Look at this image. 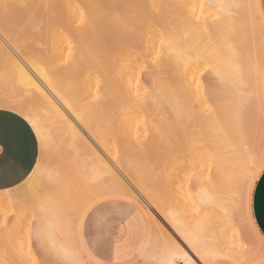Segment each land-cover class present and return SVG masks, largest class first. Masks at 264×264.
I'll list each match as a JSON object with an SVG mask.
<instances>
[{
    "label": "bare ground",
    "instance_id": "bare-ground-1",
    "mask_svg": "<svg viewBox=\"0 0 264 264\" xmlns=\"http://www.w3.org/2000/svg\"><path fill=\"white\" fill-rule=\"evenodd\" d=\"M217 2L218 0L0 1V19L1 17L4 18L5 15L8 14V12L11 13L14 11H25L26 9L29 10L32 6L34 7L38 3V6L41 7L40 9H42L43 11L46 10V12H48V10H50L53 11L51 13L53 16H55V12L57 13L56 16L63 17L62 24L65 25L61 26L62 28L68 27L71 30L74 29L71 24L75 25L73 19H76V17H80L81 24L83 22V30L81 36H84V38H81V36L79 37V34H76V31H78L79 33V30L81 29V27L78 25H75V27L78 28L76 31L74 30L75 33H73L74 35L76 34L75 38L79 37V39H77L76 41L80 40V44L79 42L78 44L76 43L77 45H79L78 50L76 49L78 54L74 56V58L71 57L72 59L67 62L66 65L63 64L64 66L61 67V65L59 64V68H54L49 71H46L44 69L46 63L49 61H45V65H42L44 67L43 68L38 62L40 59L36 61L30 59V57H27V52H29L30 50L27 47L24 48L23 46L22 49H28L29 51L22 52L20 49H18L12 43V41H10L12 40V36L10 37L7 35L10 33L9 29L7 28V25L5 24L6 21L4 22V24L6 25L5 28L8 30L7 33L3 32L4 28L2 29V26L4 27V25H1L0 22V61L2 62L1 64L4 65V68H6V70L3 69V71H5V74L3 73L5 75H3V78H6L5 80L7 81L5 86L6 88L9 87L10 82H12L14 83L13 85L15 86V88H17V90H14L12 84V86L9 87L14 90V96H4L9 91L4 95H0V106L4 105L5 103L24 106L28 110V112L33 116V118L37 121L38 126L41 128V132L47 139L51 137L52 132H50V130H48L47 128V122L51 124H59L57 127H59L60 125L63 126L67 130L68 135L70 136L69 138L72 140V143L81 144L84 148V154L86 155V157H83L82 159H80V161L78 160L79 162H76V160L73 159V163H71V171H73L75 174L77 173L76 175H78V173L80 175V178L78 179L80 180V182L76 183L77 186L76 184H72V180L74 179L73 182H75L76 180L75 177L73 178L72 176L73 179H69L71 175L67 177L65 175L67 171H64V173H66L63 174V171L60 172L61 169L60 171L58 169V171L54 172L51 180H49L47 175H45L43 178L42 183L45 186L43 194L52 203L51 219L53 220V227L55 224L57 206L60 204H63L65 206H72L73 204H75L76 206L80 205L81 207L78 209L82 211L83 208L90 201H92L96 197L107 193H123L132 197H134V194H137L139 197L140 194L143 196V199L145 196H150L151 192H149V190H146L145 188H143V186L142 188L136 187L135 184L134 186L130 183V178L128 176L126 177L123 173V168H130V160L128 161L127 157L125 158V155L128 154L127 152H120V159H115V156L114 158H112L118 160L117 162L110 163L111 160H108V164L110 163L109 166L103 162L102 158H107L110 150H112L114 147H117V144L119 143V140L117 138L108 136L100 132H96L94 130V126L98 125L97 119L99 118L97 117V114L101 113L104 108H109V106H113L115 108L114 111H116V108L119 112H121L122 110L126 111L128 108L133 106L134 101H136L135 96L143 98V101L145 103L154 104V106L156 104V106L158 105L159 108L161 103H157L158 101L162 100H159V97H165L167 95H174L172 96L173 98L176 95L178 97L176 98L177 101L178 99H180L179 102H183H181V105L185 104L186 101L187 106V101L191 102L192 100L189 99V97L186 98V95L190 96L191 92L194 93V96L196 97L197 101L202 100L203 103V99L199 100L200 98L195 95L196 91H193L195 89H200L199 91H204V87H206L207 92L212 94L208 97L210 98L211 96L213 97L211 99L215 100V95H219L221 91H223V87L224 90L227 91V89L231 86L232 88H229L230 91L234 90L236 92L235 94H237V90L241 91L245 87L247 90L250 89V87L252 88L253 80V82H256L257 80L262 82L264 81V19L260 15L258 1L220 0L219 4ZM229 3L252 4L254 5V8L251 11H247L244 9H231L227 11H219L220 9L218 8V5ZM42 5L45 9L42 7ZM201 5H203V9H201ZM38 6V9L36 8V10H39ZM34 11L35 10L33 9V14ZM23 13L24 12H22V14ZM16 14L20 15L18 13ZM16 14L14 13V18H16ZM35 14L38 13L35 12ZM9 18L10 22L14 19H11V17ZM58 19L61 20L60 18H57L56 21H58ZM14 24H16V22H14ZM103 24L107 25V27L109 25V27L103 28ZM106 28L107 30H111V33L109 34L111 38L110 40L109 38L107 40V42L109 41L108 45L104 46L100 44L99 41L102 39V36L107 32H104ZM64 29L66 31V28ZM13 31L14 34L15 30ZM69 32L72 34L71 31ZM109 35L107 34V36ZM71 37L74 36L71 35ZM103 37L105 38L106 36ZM13 39L17 40L15 39V34ZM57 40L59 41V39ZM28 42L30 43V41ZM20 46L21 45H19V47ZM35 50L33 51L35 52ZM33 55L35 54L33 53ZM46 57L44 58L46 59ZM206 58L213 65L214 68L212 69L215 70L214 72L219 73V75L221 76L219 77V79L221 80L222 78L224 80L225 78V83H227L226 79L228 82L230 81L229 83H231L230 85L227 83L226 85H229V87H226L227 89H225V83L220 82L222 84L221 86H224H220L221 90H218L220 92L219 94L218 92H216L217 89L212 88L213 82L209 84H207L206 82L205 84L200 80L201 74H199L200 69L198 67L199 65L204 64ZM207 65H205V67L201 65L200 67H202V70H204ZM162 71H169L171 73L170 79L168 81L164 80V78H162L163 76H160ZM1 75L2 74H0V76ZM244 76L246 77V79L249 78V80H246ZM251 77L253 78L252 81H250ZM242 78H244V80L246 81H249L248 84H250H246V86H244L245 82H243ZM21 80H23L24 82L23 85L20 83ZM198 82H200V85L198 84ZM241 82H243L244 84L242 88H240V86H242L240 85ZM32 83H35L37 86H39L41 91L37 92L35 88H31L30 85ZM258 83L260 84V82ZM215 85L217 88L218 85L214 84L213 86ZM259 87L261 86L259 85ZM213 90H216L215 93ZM26 91L30 92V94L24 95ZM225 91L224 93H226ZM230 91H228L229 94L226 93L227 96L222 95V98H220V100L222 99V104L224 102L226 104L227 101L226 105L231 108V106L233 107L235 105H240L241 107V104L247 102L244 100V102L241 103L240 100H243V97L242 99L239 97V99L232 98L235 102H231L233 105H231L230 103L228 104V102L231 101L230 98L235 96L233 94V91L231 93ZM198 93L199 92H197L196 94L198 95ZM181 96H185L183 97L184 99ZM226 97H228L230 101H228V98L226 100ZM166 100L169 101V97ZM173 100L175 101V99ZM172 101H169L167 104L169 105V103ZM215 101L217 102V100ZM144 102L139 101V103L141 104ZM179 102L178 109H175L176 112L181 107ZM236 102H238L239 104H236ZM178 104L176 102L175 108H177ZM163 105L161 106V108L164 107ZM156 106L155 108H157ZM133 107L136 108V106ZM263 108L262 110H259V108L257 109L260 115H258L259 117H261L262 115L264 116ZM109 110L110 109H108L106 112L108 113ZM106 112L105 114H107ZM112 112L113 111H111V113ZM181 112H183V110H181ZM126 113L128 114V111ZM228 113H230V111ZM232 113L235 114L234 111ZM236 113L238 115L239 111H237ZM242 113H244L243 117L241 116ZM242 113L240 117L233 116L234 114L230 113L231 119L233 117L232 120H234V118L236 117V121L239 124V126L237 125L238 128L236 127L235 131H232L235 126L233 125V123H230L231 129L230 127H227L230 129V131H228L227 135L224 134L226 136L230 135L228 137L230 143H228V150H226L227 153L229 151L230 154L226 156L227 153H225L223 147L221 146H218L216 150H211L210 154H208V156L210 155L209 157L211 158H208L209 164H207L209 165V172L208 174L206 172V175L212 174L215 176V178L210 183L211 187L209 189H206L202 186H198L194 194L196 200L198 201L196 202L200 205H203L204 207L214 205L216 207L219 213L218 216H221V219L223 220L221 221L220 219L219 221L225 224L226 234L228 236L236 237H240L241 235L244 236V230L241 224H239L237 218L235 217V214L239 212L238 215L244 217V219L247 218L246 211H241L239 209L240 207L237 208L236 205L238 202L237 182L240 175L242 174V170L248 156L251 153H258L262 149H264V147L259 148L260 144L257 145L258 147L255 146L257 148L253 149L254 146H252V144H254V140H256L259 136L252 132L253 128H256L255 126L251 129L252 131H250V128H248L249 122H247L246 120L249 121V117H247L246 119L244 116L247 113V110H244ZM258 116L256 115V117ZM182 121H179L180 124L182 123ZM236 121L235 125L237 124ZM231 125H233L234 127H232ZM50 128L51 127H49V129ZM231 132H235L233 136L230 134ZM231 138H233L234 141H232L233 139ZM261 139L262 138H260V141ZM262 145L264 146V143ZM200 158L197 157V160L194 161L196 164H199V166L200 163L197 161H201L202 163V159L199 160ZM105 165H107V167H105ZM139 165L140 163L138 164V166ZM138 166L135 167L138 168ZM173 169L175 168L173 167ZM181 169L183 170V168ZM176 170L179 171V168ZM103 174L108 176V179H106V176H103L104 179H102L103 177L101 178V176ZM175 174L177 175V173ZM176 175L174 176V179L176 178L177 180L179 174L177 175V177ZM35 183L37 185L41 183V179L39 176L37 177ZM177 183H179V181H177ZM175 188L176 187H174L173 189ZM178 189L179 188H177V190ZM27 191L32 193V189L24 190V192ZM16 194L17 193L15 192L9 193L7 189L0 190V214L10 212L11 214L16 213V215L19 217V215L23 213L25 209H27L28 205L31 206L32 212L34 214V212L36 211L34 201L31 199L28 201L17 199L18 201H16V198H14ZM152 198L154 202L158 204V199L153 195ZM144 201L147 202V199ZM192 202L195 203L193 200ZM194 205L197 204L195 203ZM163 209L170 210V208H167V206L166 209ZM171 210L174 211L175 209L171 208ZM243 212L245 216L242 215ZM165 213H170V211L167 212L166 210ZM170 214L167 216H170ZM214 215H217L216 212ZM235 218L238 223L235 222ZM186 220L184 221V225H186ZM239 220L241 222V220L243 221V218ZM16 221H18V218ZM190 221L192 220L190 219ZM204 221L203 226L207 234H210L211 231L209 230V222ZM198 223L200 224L201 222ZM35 224V228H41L46 226L42 225L40 220H37ZM194 224H196V222ZM187 225H190L189 221ZM191 226L196 227L197 225ZM27 232H29V230ZM253 234L264 244V240L257 230H255ZM20 238V236L11 237L12 240L14 239L13 241L11 240V242L18 244L17 241ZM21 239L25 238L22 237ZM27 239L28 238H26V240ZM26 242L28 243V241ZM15 244H12L14 248L12 246L11 248L9 244H6L5 241L0 238V264H7L8 262H10L6 261L8 259V256L6 255L7 251L10 252L9 258L12 257L13 259H10L11 264L12 261L14 262V264H25L26 253L23 254V252L20 251V248L17 247L19 245L15 247ZM186 250L189 251L191 255L190 250H188L187 248ZM5 256H7V259L5 258Z\"/></svg>",
    "mask_w": 264,
    "mask_h": 264
},
{
    "label": "rangeland",
    "instance_id": "rangeland-1",
    "mask_svg": "<svg viewBox=\"0 0 264 264\" xmlns=\"http://www.w3.org/2000/svg\"><path fill=\"white\" fill-rule=\"evenodd\" d=\"M0 1H3V0H0ZM217 3L219 4L220 0H218ZM37 6H38V3L34 7L32 6L29 10L26 9L25 11H16V12L14 11L11 13L8 12V14L5 15V17H4L5 19L1 17L0 22H1V25H4V27L2 26V29L4 28L5 31L3 30V32H5V33L8 32V30L5 28L7 25V28L9 29V33H10L7 35L10 37L12 36L11 37L12 40H10V41H12V43L18 49H20L22 52H27L30 50L29 52H27L28 54L26 53L27 57H30V59L36 60V61H38L39 59L42 60V61H40V60L38 61L41 66L43 64L45 65V63L47 61H49V62H47L48 64L46 63L45 68L43 67L44 65L42 66L46 71H49V70H52L54 68H59L60 65H61V67L66 65L67 62H69L72 58H74V56H76L78 54L77 50L79 48V45H77V44H78V42L80 44V40L79 41H76V40L79 39V37L82 35L83 22L81 24L80 17H76L77 20L73 19L74 24L76 26L78 25L81 27L80 30L78 29L79 33H78V31H76L78 27L76 28L75 25H73V24H71L74 27V29H72V30L68 27L62 28L61 26L65 25V24H62V19H63L62 16H59V17L56 16L57 13H55V12H54L55 16H53L51 14L53 11L48 10V12L50 11L48 13V12H46V10L43 11L42 9H40L41 7H39V6H38L39 10H36ZM40 6H41V4H40ZM42 7H43V5H42ZM33 9L35 10L34 14L32 12ZM30 10H32V11H30ZM219 11H221V10H219ZM22 12H24V13L26 12L29 14H26V13L22 14ZM35 12L38 14H35ZM14 13L20 14V15L16 14V18H18V19L13 17V16H15ZM44 13H45V15H44ZM49 14H51V15H49ZM7 16L11 17V19L12 18H14V19L11 20V22H10V18ZM57 18H60L61 20L58 19V21H56ZM75 20L77 22L79 21L78 24ZM51 21H53V22H51ZM4 22L6 25L4 24ZM7 22H8V24H7ZM14 22H16V24H14ZM54 22H55V24H54ZM22 23H23V25H22ZM104 24H105V22H104ZM104 24H103V28L107 27V25H104ZM8 26L11 28H9ZM108 27H109V25H108ZM64 28H66L67 32L65 31ZM107 28L104 31V32H106V31L107 32L103 35L106 37L104 38L102 36V39L99 41L100 44H102L104 46L108 45L109 41L107 42V40H108V38H109V40L111 38V36L109 35L111 33V30H109V29L107 30ZM13 30H15L14 34H15V39H17V40L13 39V37H14V34H13L14 31ZM68 30L71 31L72 34ZM74 30L77 32L76 33L77 35L79 34V37L76 36L77 38H75L76 34L75 35L73 34V33H75ZM107 34L109 36H107ZM71 35L74 37H71ZM81 38H84V36H81ZM57 39H59V41ZM65 39H68V40H65ZM73 39H74V41H73ZM28 41H30V43ZM24 44H25V46H24ZM69 44H70V47H69ZM19 45H21V46L19 47ZM59 45H60V47H59ZM22 46L24 48L27 47L29 50L28 49L26 50L24 48L22 49ZM32 49L33 50L37 49L38 51L35 50V52H34ZM74 49L75 50L77 49V50L75 51ZM55 51H56V53H55ZM46 52H47V54H46ZM33 53L35 55H33ZM36 53H37V56H36ZM46 55H47V57H46ZM43 56L46 57V59ZM57 59H58V61H57ZM1 63L2 62L0 61V65H1L0 66V68H1L0 74H2L0 76V95L1 94L4 95L5 93H7L9 91L4 96H6V95H7V97L14 96V90H17V88H15V86L13 85L14 83H12V82H10L9 87H11L13 85L14 88L13 87L12 88L14 90H12L9 87L6 88L5 84L7 81L5 80L6 78H3V75L5 74L4 73L5 71H3V69L6 70V68H4V65H2ZM54 65H56V66H54ZM201 65L203 67H205V65H207V66L204 70H202L203 68L200 67ZM201 65H199V67H198L200 69L199 74H201L200 80L205 84H206V82H207V84L212 83V82L214 84H217L218 87L216 88V85L213 86L214 84L212 83V88L217 89V91L216 90H213V91H214V93L216 91L219 94L220 93L219 91L221 90L220 86L222 85L220 82L225 83V81H224L225 78H224V80L221 78V80H223V81H221L219 79V77H221V76L219 75V73L214 72L215 70L212 69L214 67L207 58L204 61V64H201ZM243 75H242V77H243ZM160 76L161 77L163 76L162 78H164V80L168 81L170 79L171 73L169 71H162ZM244 78L246 79L245 76H244ZM244 78H242V79H243V82H245V85L243 84V82H241L240 85H242V86L239 85L240 88H242L243 85L246 86V84H248V82H249V81H246V80H249L248 77H247L248 79H246V80H244ZM252 79L253 78L251 77L250 81H252ZM253 81H252V83H253L252 88L250 87V89H248V90L245 87L241 91L237 90V94H235L236 92L234 90H232L233 94L235 96L232 95L233 97L230 98L231 101L229 100L228 97H226V100L228 98V101H230V102H228V104L230 103L231 105H233L232 104L234 102L233 99H235V98L239 99V97L242 99V97H243L242 101L244 102V100H245L247 102L243 103L244 104L243 105L240 103L241 100H240V102L238 101L241 104V107H240V105H238L239 106L238 107L234 104L236 107L231 106V108H229L226 105L227 101H226V104H225V102L223 104L221 103L222 99L220 100V98H222V95L227 96L226 93L229 94L228 93V91H230L229 88H232L231 86L229 87V85L231 84V83H229L230 81L228 82L226 79V82L229 85H226L227 83H225L224 84V85H226L225 89H227L226 87H229V88L227 89V91H225L224 87H223L224 85L221 86V87H223V89H222L223 91H221V93L219 95H215V97L217 98V99L215 98V100H217V102L215 100L211 99L213 97H211V96H210V98L208 97L209 95H212V94L207 92V88L204 87L205 88L204 91H199L200 89L193 90V91H196V93L199 92L198 95L196 93H195V95L198 98H200L199 100L203 99V103H202V100L197 101L193 92H191V94L189 93L190 96L186 95V98L189 97V99L192 100V101L190 100L192 102V104H191V102L187 101V106H186V101H185V104H183L185 106H183V105H181L183 102L182 101H181L182 103L179 102L180 99H178V101H177L176 98H178V97L176 95L174 98L172 97L174 95H172V96L167 95V96H165L166 98L164 96L159 97V100L162 99V100L158 101V103H157V104L161 103L159 108H158V105L156 106V104H155V106L157 107V108H155L154 104L145 103L143 101L144 100L143 98H140L139 96H135L136 101H134L133 106H136V108L132 106L133 108L130 107L126 111L120 110L121 112H119L118 109L116 108V111H118V112H116V111H114L115 108L113 106H109V108H104L103 111L106 112L108 109H110L111 111H113L112 113L109 110L110 112L109 111H108V113L106 112L107 114H105V112H103V111L101 113L97 114L98 115L97 117L99 118V119H97V123H98V125H100V124L101 125L100 126L95 125L94 130L96 132H100V133L106 134L108 136L115 137L119 140L117 147H114L113 149L111 148L112 150H110V152L108 153V157L105 159L102 158L103 162L109 166V164L111 162L114 163V162L118 161L115 159H120L122 151L127 152L128 154L125 155V158L127 157L128 161L130 160L129 161L130 162V168H123L124 169L123 173L125 174L126 177L128 176L130 178L129 181L131 184H133V185L135 184L136 187H138V188H142V186H143V188H145L146 190H149V192H151L150 196H145L144 199H143L142 195L139 194V197H138L137 194H134V197L139 200L136 202L117 200V201H121V202H124L126 204H129L134 208L140 209L139 211L141 212L142 216L145 219V226H146V229L143 231V236H142L141 242H144L147 240L148 241L147 244H149V234L150 233L152 236V241L154 242L156 239V233H160L161 229L163 230V232L160 235V239H163L164 236H176V230H175L173 221H172V219H170V216L173 214L174 216L172 215L171 217H175V223L176 224L184 225L185 224L184 221L186 219H187L186 225L188 224V221H189L190 226L191 225L196 226L199 224L198 222L203 223L204 220L206 222H209L208 223L209 224V230L211 232H210V234H207L208 239L210 242L218 244L219 247L224 251V253H226L228 255L227 264H233V258L238 260L240 262V264H264V244L258 238H256V236L253 234L254 232L248 231V229H247V218L244 219V217L238 215L239 212L237 214H235V217L239 221V224H241V226L243 227L244 236H242V235L240 237L228 236L226 234V231H225V229H226L225 224L223 222L221 223L219 221L221 219V216H218L219 213H218V210L216 209V207L214 205L213 206L210 205L209 207H207V206L204 207L203 205H200L199 203H197L198 201L196 200V197L194 195L195 190L198 186H202L206 189H209L211 187V184H210L211 181L215 178V176L212 174L206 175V172H207V174L209 172V165H208L209 159L208 158H211V157H209L210 155L208 156V154H210V151L216 150V148L218 146H221V147H223L225 153H227L226 150H228V145H229L228 143H230L228 137L230 135L229 136H226V135L228 134V131H230V129H231L230 123L231 124L233 123V125L235 126L234 129L232 128L233 129L232 131H235L237 125L239 126V124L236 121V117L234 118V120H232L233 117L231 119V114H234V113H232L233 111L235 112V114L233 116H239L240 117L241 113L244 110H247L246 114H248V115L245 114L244 116L246 119H247V117H249L248 118L249 121L246 120L247 122H249L248 128H250L249 130L252 131L251 129L255 126L257 129L253 128L252 132L259 136L256 139L257 141L254 140L255 142H254V144H252V146H254V148L253 147L252 148L253 149L257 148L258 147L257 145H259V144H260L259 148L264 147L262 145L264 143V139H263L264 138V132H263L264 131V119H262V118H264V116L262 115L261 117H259L260 115H259L258 110H257L258 108H259V110L260 109L262 110V108L264 107V87H263L264 81L263 82L259 81V80L256 81V79H255V81L257 83L253 82ZM200 82H198L199 85H200ZM258 82H260V84ZM1 84H3V85H1ZM259 85L261 87H259ZM224 91L226 93H224ZM232 91H230V93ZM18 92H20V91H18ZM222 92H223V94H222ZM200 93H201V95L202 94L203 95L201 96ZM239 94H240V96H239ZM168 97H169V101H172L173 99H175V101L173 100L175 105L173 104V101L169 103L170 106L167 104L169 102L168 100H166V99H168ZM183 97H185V96H183ZM244 98H246V99H244ZM164 100H165V102H164ZM139 101H142L144 103L141 104V103H139ZM207 101H208V104H207ZM176 102H177V104L179 102L180 106H181L177 112L175 111V109L176 110L178 109L179 104H178L177 108H175ZM198 102H201L202 104L198 103ZM204 102H205V104H204ZM218 102H220V103H218ZM238 102H236V104H239ZM140 104L142 107L140 106ZM260 104H261V107H260ZM162 105L164 107L161 108ZM169 107H171V108H169ZM181 108H183V109H181ZM181 110H183V112H181ZM127 111H128V114L126 113ZM134 111H137V112H134ZM229 111L231 114L228 113ZM237 111H239V113L240 112L241 113L240 114L238 113V115H237V113H236ZM181 113H183V114H181ZM243 114L244 113H242V115H241L242 117H243ZM106 115H108V116H106ZM256 115L257 116L259 115V116L256 117ZM109 116H111V117H109ZM179 116H181V117H179ZM245 118H243V119H245ZM258 118H260V119H258ZM255 119H257V120H255ZM180 120L181 121L183 120L181 124L179 122ZM235 121L237 123L236 125H235ZM58 125H57V123L51 124V123L47 122V126H48L47 128H48V130H50V132L51 131L52 132H51V137L49 139H47L48 143H49V151H48L45 159H46V161L51 163V166L55 169L54 172L58 171V169L60 171V169H61L60 172L63 171L62 172L63 174L66 173V172L64 173V171H67V173H69V172L72 173V174L66 173L65 175L67 177L71 175L69 177V179H71V180L75 177L76 180H75V182H73V180H74L73 179L72 184H76V183L80 182V180H78L80 178L79 177L80 175H79V173H78V175H76L77 173L75 174L73 171H71L72 170V169H70L72 166L71 163H73V159L76 160V162H77L78 160L80 161V159H82L83 157H86V155L84 154V148L81 144H77V143L73 144L72 140L69 138L70 136L68 135L67 130L61 125L59 127H57ZM233 125H231V126L234 127ZM49 127H51V128L49 129ZM227 127H230V129ZM234 133L235 132H233V133L231 132L230 134L233 136ZM224 134H226V135H224ZM210 135H212V136H210ZM260 138H262L261 141H260ZM231 139H233V138H231ZM232 141H234V139ZM261 142H262V144H261ZM224 144H225V146H224ZM255 146H257V147H255ZM200 150H201V153L203 155L200 153ZM111 151H113V152H111ZM112 153H115V154H112ZM228 154H230L229 151L226 154V156H228ZM198 155H200V156L202 155L201 158ZM39 156H40V153L38 154V159H39ZM114 156L116 158L112 159V158H114ZM168 156H169V158H168ZM196 156L200 158L199 160L202 159V163H201V161H197L200 163V166H199V164H196L194 162L197 160ZM135 159H137V160H135ZM160 159L164 160V161H161ZM108 160L109 161L111 160L109 164L107 162ZM139 163H140V165L138 166ZM153 163H155V164H153ZM133 166L134 167L138 166V168H136V167L134 168ZM144 166H145V168H144ZM180 166H182V167H180ZM187 166H188V169H187ZM207 166H208V168H207ZM173 167L175 169H173ZM184 167H185V169H184ZM42 168H43V163H42ZM178 168H179V171L176 170ZM181 168H183V170ZM68 169H69V171H68ZM137 170H138V172H137ZM139 170H140V172H139ZM127 173H129V174H127ZM175 173H177V175L179 174L178 177ZM174 174L176 175L177 180H176V178L174 179V176H175ZM72 176H73V178H72ZM103 176H106V175L103 174L101 176V178ZM102 179H104V177ZM106 179H108V176H106ZM177 181H179V183H177ZM174 183H176V184H174ZM76 186H77V184H76ZM174 187H176V188L173 189ZM177 188H179L178 189L179 191L177 190ZM9 189H12L11 192L17 193L14 196V198H16L15 199L16 201H18L17 199L26 200L25 199L26 194H28V195L31 194V192H29V191H27V192L19 191L18 192L16 190H14L15 186L11 187ZM19 194H20V196H19ZM151 194L158 199V200L156 199L158 201V204H156L154 202ZM146 199H147V202L144 201ZM142 200H143V202H142ZM192 200L197 205H194L195 203H193ZM26 201H28V200H26ZM148 201H149V203H148ZM236 205L238 208L239 207L238 202ZM73 206H76V205L73 204L72 207ZM166 206H167V208H170V210L166 209ZM80 207L81 206L78 205V206L73 207V208L78 209ZM163 208H165L167 210V212L170 211V213L171 212L172 213L171 214L165 213L166 210H164ZM171 208L175 209L174 210L175 213H174V211L171 210ZM237 211H238V209H237ZM215 212L217 215H214ZM244 212H243V214L242 213L241 214L245 216ZM3 214H5V215H3ZM3 214L2 213L0 214V238L2 240H4L6 244H9L10 247L12 246V244H15V243L11 242V240H12L11 237H14V236L19 237L20 236L21 238L22 237L25 238V239L20 238L19 239L20 241L19 240L17 241L18 244L16 243L14 246L15 247L17 245L21 246V241L23 242L24 247H23L22 252H23V254H25V253L27 254V255L25 254V256H26L25 257L26 258L25 264H30L32 255H34L36 252V248H33L32 253L30 254L28 251V248H27L28 243L26 242V241H28V239L26 240V238H28V236H27L28 232L27 231L29 230L30 223H32V221H33V215H34L32 212L31 206L28 205L27 209H25L24 212L19 215V217L16 215V213L11 214L10 212H8V213H3ZM169 214H170V216H167ZM217 216L219 219L217 218ZM5 217H7V220H5ZM16 217L18 218V221H16L17 220ZM236 218H235V220H236ZM238 218L239 219L243 218V221L241 220V222H240V220ZM190 219L193 221V223H192V221H190ZM216 220L219 221L221 224L219 222H217ZM237 220L235 221L236 223H238ZM194 221L196 222V224H194L195 223ZM221 221H223V220L221 219ZM212 222H214L215 224L217 222V224L215 225ZM5 224L7 225L6 227L4 226ZM221 226H222L223 232L221 231ZM152 229H155V232H152ZM16 230H17V232H16ZM14 233H15V235H14ZM19 246H17V247L20 248ZM9 253L10 252H8V251L6 253V255L8 256V259L6 258L7 256H5V258L7 259L6 261L7 262L10 261L8 263L11 264L10 259H12V257L9 258L10 257ZM12 264H14L13 261H12Z\"/></svg>",
    "mask_w": 264,
    "mask_h": 264
},
{
    "label": "snow or ice",
    "instance_id": "snow-or-ice-1",
    "mask_svg": "<svg viewBox=\"0 0 264 264\" xmlns=\"http://www.w3.org/2000/svg\"><path fill=\"white\" fill-rule=\"evenodd\" d=\"M218 8L221 11L231 9L251 11L254 5L229 3L220 4ZM260 15L264 17V2L261 5ZM20 83L23 85V80ZM30 87L35 88L37 92L41 91L35 83H32ZM28 94H30L28 91L24 93V95ZM241 103H243L242 100ZM3 112L10 113L13 119H18L26 127L30 126L39 142L40 156L35 167L31 164L25 166L27 149L23 143L14 154L0 145V182L14 178L12 183L16 191L32 189V193L25 196L26 200L34 201L36 208L28 232L29 253L31 254L33 248H36L30 264H227L228 255L218 244L209 241L202 222L192 227L176 224L175 218L170 217L176 236H164L160 239L163 232L161 229L160 233H156L154 242L150 233L148 245L142 244L137 247L131 244L130 239L123 234V221L121 220L120 223L119 234L116 233L115 225L111 222L118 215H122L128 205L113 206L109 200L101 201L83 212L71 205L60 204L57 206L53 227L52 203L44 196L45 186L42 183L45 175L51 180L55 171L51 163L45 159L49 151L48 140L41 132L37 121L24 106L5 103L0 106V117ZM2 132L3 122L0 119V133ZM38 176L41 179L39 185L35 183ZM261 183H264V149L248 156L237 182L238 205L247 213L249 232L256 230L255 194ZM7 191L11 193L12 189ZM120 199L124 197L121 196ZM97 212H102L101 216L90 225L89 218ZM37 220L46 226L35 228ZM152 232H155V229H152ZM23 247L21 241V251ZM122 248L125 251L122 252ZM186 248L190 250L191 255ZM233 264H240V262L233 258Z\"/></svg>",
    "mask_w": 264,
    "mask_h": 264
},
{
    "label": "crops",
    "instance_id": "crops-1",
    "mask_svg": "<svg viewBox=\"0 0 264 264\" xmlns=\"http://www.w3.org/2000/svg\"><path fill=\"white\" fill-rule=\"evenodd\" d=\"M258 8L261 11V5L264 0H257ZM264 19V17H263ZM3 122V132L0 133V145L7 149L9 153H15L17 148L21 143L26 146V167L31 164L32 167L36 165V161L38 159L39 154V143L36 140L35 133L31 131L30 126H25L20 123L18 119H13L12 115L8 112H3L2 117H0ZM12 179H7L3 182H0V190L9 189L14 187L15 185L12 183ZM123 196V201L136 202L139 201L135 197H132L123 193H107L103 194L99 197H96L92 201H90L82 210L86 211L90 207L95 204L109 200L113 203V206L117 204H126L121 202L120 197ZM121 200V201H117ZM128 208H126L122 215H118V217L111 221L115 225V231L117 234L121 232L120 223L123 221V234L126 238H129L131 244L139 247L140 245H148L147 240L141 242L143 231L146 229L145 219L142 216L140 209L134 208L131 205L127 204ZM131 209V211H129ZM254 222L256 224V230L260 234V236L264 240V183H261L255 194V208H254ZM102 212L95 213L92 217L89 218V224H93L100 216ZM141 242V243H140ZM150 242V241H149ZM125 249L122 248V252Z\"/></svg>",
    "mask_w": 264,
    "mask_h": 264
}]
</instances>
